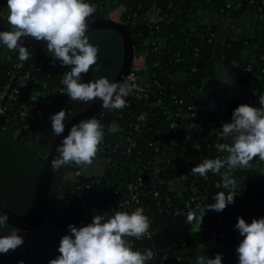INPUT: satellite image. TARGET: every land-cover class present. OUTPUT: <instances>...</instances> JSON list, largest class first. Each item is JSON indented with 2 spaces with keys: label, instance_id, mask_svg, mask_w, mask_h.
I'll list each match as a JSON object with an SVG mask.
<instances>
[{
  "label": "trees",
  "instance_id": "obj_1",
  "mask_svg": "<svg viewBox=\"0 0 264 264\" xmlns=\"http://www.w3.org/2000/svg\"><path fill=\"white\" fill-rule=\"evenodd\" d=\"M113 1L126 8L124 28L130 36L135 53L147 54L148 67L139 78V83L146 92L142 96L128 97V104L123 109L103 108L98 114L105 134L99 146L104 152L98 151L97 157L106 162V169L110 173L108 176H87L82 168L70 165L68 172L71 178H67L65 186L69 197L66 209L72 212L63 215L58 224L67 229L72 217L76 216L73 213L75 209L88 206L82 205L85 200L94 202L91 206L99 208L98 215L103 213L100 211L101 204L96 203L97 199L93 194H76V184L85 186L98 181L95 186L107 185L110 189H120L123 185L140 179L149 186L142 192L139 200L150 208L145 214L152 217L157 232L174 221L173 212L180 209L189 196L203 199L205 208L215 202L214 194L228 191L222 186L216 187L218 183L222 185L219 174L209 172L205 179L193 174L191 169L204 159L227 156L226 152L218 151L216 145L231 143L230 138H221L220 128L224 123L231 122L232 110L241 104L261 107L260 99L264 97V0ZM86 2L96 7L95 13L105 16L103 0ZM244 11L258 15L263 20L262 28L250 37L221 45L216 42L210 27H190L201 13L217 12L223 16L237 17ZM149 12H156L160 20H148ZM29 52L27 61L18 59V50L10 51V62L0 61V91L8 82L12 62L30 65L39 61L42 62L45 82H49L48 88H43L47 92V101L53 100L54 89L62 85L63 74L71 69L67 70L68 66L61 69L60 65L59 69L51 70L46 60V51ZM218 65L230 72H238L239 82L246 85L244 94L231 97L227 88L205 90V79L215 75ZM29 89H32L31 86ZM68 98L69 96L64 99V105ZM25 101V98L19 97L14 103L15 116L20 117L24 112ZM190 107L195 110L199 127H190ZM142 114H145V118L141 121L139 117ZM113 122L120 131H108ZM136 126L138 130L135 129ZM127 137L135 141L130 154L125 153L128 148L125 142ZM258 162L259 159L254 158L252 164L256 165ZM155 175L161 183L152 186L151 181ZM182 175L186 177L181 188L182 195L169 192L170 185H174L176 189L181 187L177 179ZM233 178L237 181L235 199L246 204L255 218L264 217V171L260 173L255 168L236 169ZM153 192H157V198L152 197ZM40 199L42 200L35 197L39 217L32 224L33 228L44 220L45 197ZM106 214V217H111L115 213ZM215 233V230L208 231L202 227L196 231H187L179 240L163 248V252L169 258L181 257L183 260V256H187L186 264H196L198 255L214 258L220 245ZM127 239L130 241L131 237ZM201 244L203 247L199 246ZM197 247L201 250L192 251Z\"/></svg>",
  "mask_w": 264,
  "mask_h": 264
},
{
  "label": "clouds",
  "instance_id": "obj_2",
  "mask_svg": "<svg viewBox=\"0 0 264 264\" xmlns=\"http://www.w3.org/2000/svg\"><path fill=\"white\" fill-rule=\"evenodd\" d=\"M7 8L6 21L11 27L0 31V44L11 52L18 50L20 61H27L30 56L29 48L19 43L22 38L44 42L54 62L58 60L62 67L72 66L61 81L71 100L95 103L99 99L102 107L109 110L127 106V84L110 82L106 77L81 82L82 74H87L99 59V48L89 42L87 34L89 22L96 12L94 5L86 0H7ZM260 105V108L239 105L233 110L231 122L220 128L221 138L231 139V143L216 145L218 151L227 153L226 157L204 159L192 167L193 174L205 179L209 172L219 174L222 185L218 183L216 187L228 190L214 194L215 203L209 204L207 210L219 213L234 204L237 196L234 170L252 168L254 158L264 161V97L260 99ZM66 118V110L50 116L54 137L65 132ZM108 131L114 133L120 129L113 122ZM19 134L20 130H17L14 135ZM104 134L103 125L95 118L73 124L56 147L58 156L51 161L53 172L72 164L79 168L91 166L100 151ZM222 169L226 170L222 172ZM257 171L261 173L264 169ZM193 218H187V222ZM8 219L7 214L0 213V233H7L0 235V254L5 255L24 244L23 236L19 234L22 230L9 225ZM150 226V218L139 207L131 213L116 212L111 217L94 214L91 223L67 226V234L59 241V255L48 264H147L154 258V252L151 248L143 252L135 250L127 237L139 240L149 236ZM234 227L243 237L236 247L238 264H264V217L254 218L251 223L237 217ZM199 246L203 247L202 244ZM222 257L223 253H216L214 258L198 255L196 264H222ZM19 264L24 262L19 261Z\"/></svg>",
  "mask_w": 264,
  "mask_h": 264
},
{
  "label": "water",
  "instance_id": "obj_3",
  "mask_svg": "<svg viewBox=\"0 0 264 264\" xmlns=\"http://www.w3.org/2000/svg\"><path fill=\"white\" fill-rule=\"evenodd\" d=\"M6 17V14L0 15V31L9 30L11 27L7 23ZM87 34L89 42L99 48V59L97 65L92 66L87 74H82L81 82L86 83L100 77H106L110 82L122 83L134 56V48L124 25L113 23L102 14L94 13L89 22ZM19 43L21 46L29 48V50H43L51 55L47 51L46 43L44 42H38L29 37L22 38ZM50 59L47 57L46 60L50 61ZM43 79L44 75L37 74V82L41 81L42 83L38 86L39 88H45V84L42 82ZM22 97L27 98L28 94L25 92ZM53 99L57 101L56 92L53 93ZM102 109V101L99 99L95 103H84L71 100L69 97L63 109L67 113L65 132L55 138L50 149L49 159H47L46 164L40 166H36L33 163V159L38 153L37 149L41 150L43 145L40 142H34L27 131L23 132V135L28 139L25 143L16 139L18 136L14 135L16 132L0 133V199L9 212L19 216L32 212L36 206H34L36 193L39 191L43 193L42 184L44 182L47 183L48 179H52L49 193L45 199L44 220L40 226L47 225L48 217H50L49 212L55 207L58 195L56 186L67 168V166H62L59 171L54 173L50 158L52 155H54V158L58 156L56 147L68 135L73 124L88 118L98 120V114ZM28 125H31V122ZM48 162H50V167ZM47 171L48 177H45ZM109 173L110 170L106 169L105 176H108ZM207 207L191 210L187 215L154 233L150 239L134 242L133 248L141 252L146 248L163 249L180 238L196 218L201 222L220 220L226 237L217 253H223L222 264H238L236 247L243 237L240 236L234 226L237 223V217H243L246 222L251 223L252 219L255 218L253 212L238 199H235L234 204H229L225 210L219 213L214 210H207ZM204 211L205 214L203 216ZM189 217H194L190 223L187 222ZM53 221L56 222L57 220ZM6 234V232L0 233V235ZM58 255V251L53 253L28 251L24 256L16 250L6 255L0 254V264H19V261H23L24 264H48L49 260L56 258ZM187 259V256H185V260Z\"/></svg>",
  "mask_w": 264,
  "mask_h": 264
},
{
  "label": "built area",
  "instance_id": "obj_4",
  "mask_svg": "<svg viewBox=\"0 0 264 264\" xmlns=\"http://www.w3.org/2000/svg\"><path fill=\"white\" fill-rule=\"evenodd\" d=\"M105 6V17L106 19L110 20L113 23L125 25L124 15L126 14V8L123 4H118L113 0H103ZM215 37V36H214ZM211 39H209V42ZM4 60L10 62V54L5 57ZM148 67L147 64V54L145 52L135 53L131 62L130 69L125 76L122 83L128 85V94L125 97L126 104L127 98L131 95H138L142 96L145 94V88L139 83L140 74L144 72ZM45 68V67H44ZM236 69V68H235ZM9 73L8 82L3 86L2 90L0 91V133L12 132L15 123L20 122L22 119L21 117L25 112L21 114L20 117L15 116L16 114L13 111V105L17 101L19 97H22L23 93H27L29 96L30 93V86L33 82L36 81L37 74H43V66L42 62H34L30 65H25L22 62H12L11 69ZM63 85V84H62ZM57 86L54 90L57 93V100L60 102L59 107L60 110H63L65 105L63 103L64 99L68 96L65 86ZM24 98V97H23ZM47 92L42 90L34 97L33 101H28V97L25 98V106L30 105L32 110H40L47 102ZM58 102V103H59ZM214 110V106L211 107V111ZM188 119L191 121L190 127H199V124L196 121V113L194 112V108L190 107ZM233 113V110H232ZM145 114H142L139 117V120H144ZM173 126V125H172ZM138 130V127H135ZM126 144L128 148L126 149L125 153L130 154L131 150L135 147V141L127 137ZM99 152H104L102 148H100ZM97 157V156H96ZM185 176H180L177 179V182L181 184L179 189H176L174 185L169 186V192H178L182 195V184L185 181ZM152 186L158 183H161L160 179L155 175L154 180L151 181ZM98 181L92 182L90 184H86L85 186H81L76 184V194L79 196H83L86 193H91L97 199L96 203L101 204L102 210H100L102 215L106 217V213H116V212H133L136 208H143L144 214L150 211V208L147 205H143L140 202V195L142 192L149 186L147 182L142 180H137L128 184L123 185L120 189L115 188H108L107 185H97ZM98 187V188H97ZM181 189V190H180ZM192 191H194L192 189ZM153 198H157V192L152 193ZM166 203L169 201V198L165 200ZM204 200L199 197L189 196L183 203L180 209H175L173 212V219L174 221L187 215L191 210L195 208H203L204 207ZM94 203V202H93ZM93 203H89L87 200L82 201V205L88 204V206L93 205ZM97 211L99 208H95ZM151 220V226L149 229V236L142 237L141 239L137 240L134 237H131L130 242L134 243L136 241L150 239L151 236L156 233V226H154V221L150 215L145 214ZM205 224V225H204ZM202 225V226H201ZM199 229L204 230H215V236L219 239V248H221V244L225 239V231L222 227V223L220 220H214L212 222H201ZM187 260H185V256H183V260L181 257L176 258H169L168 254L162 252L161 254L155 256L152 259L151 264H186ZM148 264V262H147ZM150 264V263H149Z\"/></svg>",
  "mask_w": 264,
  "mask_h": 264
},
{
  "label": "crops",
  "instance_id": "obj_5",
  "mask_svg": "<svg viewBox=\"0 0 264 264\" xmlns=\"http://www.w3.org/2000/svg\"><path fill=\"white\" fill-rule=\"evenodd\" d=\"M232 1V0H229ZM147 19L152 22L159 21V17L156 12H149L147 14ZM198 26H207L210 27L214 33L215 40L218 44H225L231 40H238L241 38H246L252 36L256 31L262 28L263 20L258 15H253L248 11L242 12L237 17H227L223 16L217 12H205L198 15L197 19L190 25L191 28H196ZM10 54V51L0 44V61L4 60L7 55ZM71 68V67H70ZM238 72H230L223 68L222 65H218L213 77L205 79V90L215 89V88H227L228 93L231 97H236L244 94L246 92L245 83H241L238 80ZM36 119V125L38 128H42L44 123H46V117L44 114L39 115ZM49 125L47 126V131L37 130L34 131L30 137L34 142L43 144V141L46 140L44 134H48L50 131ZM204 134V133H202ZM37 136H40L37 138ZM104 170L102 165L97 162H93L91 166H85L82 168V172L87 176H103L106 171V162H104ZM264 167V161L258 162L254 165L252 169H262ZM71 178L70 173H67L66 179ZM44 191L36 193V199L42 200L45 194ZM38 205L36 204L34 210L30 214L24 216L15 215L9 212L2 204L0 199V213L7 214L8 223L11 226H14L18 229H21L22 232L19 234L23 236L24 244L19 247L17 250L22 255H26L28 251H35L36 253H53L51 246L47 244L42 238V234L46 230L44 226L37 225L35 228L32 227V224L39 217L37 211ZM46 248V250H45Z\"/></svg>",
  "mask_w": 264,
  "mask_h": 264
},
{
  "label": "flooded vegetation",
  "instance_id": "obj_6",
  "mask_svg": "<svg viewBox=\"0 0 264 264\" xmlns=\"http://www.w3.org/2000/svg\"><path fill=\"white\" fill-rule=\"evenodd\" d=\"M5 14L6 15L8 14L7 0H0V15H5ZM46 57L51 58L50 61H47L48 66L51 70H53L55 68L59 69L61 67L60 62L58 60H56L54 62L53 58L51 57L50 54L46 53ZM68 68H66V69L70 70V66H68ZM61 69H65V67L64 68L61 67ZM48 73H50V71ZM42 82L45 84L46 88H48L49 82H45V79H43ZM41 84H42L41 81L37 82V80L31 84L32 89H30L28 101L32 102L34 97L36 96V94H38L39 92H42L41 90L43 88L38 87ZM54 92H55V90L53 91V93ZM58 102H59L58 100L54 101V99L48 100L46 102V104L38 111L32 110L30 108V105L25 106V108H24L25 113L21 117L22 119L20 120V122L15 123L14 128L12 129V132H17V130H20V134L17 136L16 139L18 141L25 143V142H27L28 139L26 136L23 135L24 131H27L28 135H31L34 131L36 132L38 129L41 131L42 130L47 131V126L49 125L48 129L50 131L48 132V134H44L47 137H45L46 140L43 141V144H42L43 148L41 150H39V148L38 149L36 148L38 153L34 156V159H33V163L36 166L46 164L47 159H49V157H50V149L52 148L51 146L53 145V142L56 138L52 135L50 116H52L55 113L60 111V107H59ZM42 114H44V116L46 117V123H44L42 128L41 127L38 128V125H36L37 121L35 118L38 117L39 115H42ZM29 122H31V125H28ZM68 169H69V167L66 168V170L64 171V173L62 175L60 182L56 186L58 195H57V199L55 202V207L52 208L51 211L49 212L50 217H48L47 225L44 226L46 230L44 231V234H42L43 240L45 242L47 241V244L49 246H51L52 250H50V251H52V252L57 251L61 237L65 234H67V229H64V227H62L58 224L59 220L62 218L63 215H65L69 212H72V211L68 212L66 209L67 205L69 204V202H68L69 201L68 189L65 186V182L67 180L66 176L68 173ZM47 173H48V171L46 172V174ZM45 177H48V174L45 175ZM50 187H51V183L50 182L48 183V181H47V183L44 182L42 184V188L46 190L47 194L49 193ZM61 196L63 197L62 199H61ZM43 211H44V209H43ZM73 213H75L76 216H73L69 223L74 224L77 227L91 223L94 214H98L97 210L95 208H93L92 206H87L86 208H82V207L78 208L77 207ZM53 220H57V221L55 222ZM200 225H201V221L198 218H196L191 223V225L187 228L185 233L187 231H196ZM180 238H178L177 240H179ZM177 240H175L174 242H176ZM195 249H197L199 251L201 250V248L197 247V248H194L192 251H195ZM45 250H46V248H45ZM151 250L155 254L154 257L161 254L164 251V249H155V248H152ZM196 253H197V255L199 254L198 252H196Z\"/></svg>",
  "mask_w": 264,
  "mask_h": 264
},
{
  "label": "rangeland",
  "instance_id": "obj_7",
  "mask_svg": "<svg viewBox=\"0 0 264 264\" xmlns=\"http://www.w3.org/2000/svg\"><path fill=\"white\" fill-rule=\"evenodd\" d=\"M54 158V155H52L51 156V158H50V162H51V160ZM50 162H48V166L50 167ZM93 162H97V163H100L101 165H102V169L104 170V166H105V164H104V160L102 159V158H100V157H96L94 160H93ZM52 167V166H51ZM47 175V174H46ZM53 175V174H52ZM52 180V179H51ZM51 180H50V183H51ZM45 199H46V197H47V192H46V194H45ZM37 204V201L35 200V202H34V206ZM33 206V207H34ZM39 211H40V208H39Z\"/></svg>",
  "mask_w": 264,
  "mask_h": 264
}]
</instances>
